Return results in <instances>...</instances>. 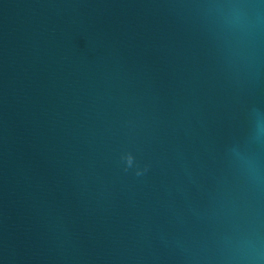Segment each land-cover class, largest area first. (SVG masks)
Returning <instances> with one entry per match:
<instances>
[{"label":"water","instance_id":"obj_1","mask_svg":"<svg viewBox=\"0 0 264 264\" xmlns=\"http://www.w3.org/2000/svg\"><path fill=\"white\" fill-rule=\"evenodd\" d=\"M253 107L264 0H0V264H264Z\"/></svg>","mask_w":264,"mask_h":264},{"label":"clouds","instance_id":"obj_2","mask_svg":"<svg viewBox=\"0 0 264 264\" xmlns=\"http://www.w3.org/2000/svg\"><path fill=\"white\" fill-rule=\"evenodd\" d=\"M255 114L256 109L253 107L250 110L248 142L256 147L257 154L251 157H242L240 152L235 148L231 149L230 152L234 158L243 160L251 180L259 184H264V163L259 159V152L261 149H264V119H252L251 117L255 116ZM120 159L125 166V172L135 165V157L131 152L123 153ZM149 167V165H144L143 167L136 166L135 175L137 177L146 175L149 171Z\"/></svg>","mask_w":264,"mask_h":264}]
</instances>
